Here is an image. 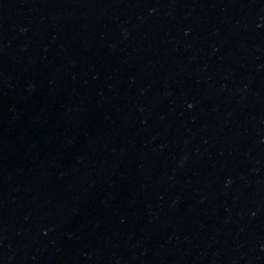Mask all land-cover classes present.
I'll list each match as a JSON object with an SVG mask.
<instances>
[{"label":"water","instance_id":"obj_1","mask_svg":"<svg viewBox=\"0 0 264 264\" xmlns=\"http://www.w3.org/2000/svg\"><path fill=\"white\" fill-rule=\"evenodd\" d=\"M0 264H264V0H0Z\"/></svg>","mask_w":264,"mask_h":264}]
</instances>
